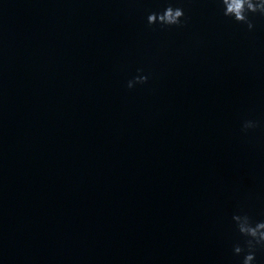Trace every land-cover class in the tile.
Returning a JSON list of instances; mask_svg holds the SVG:
<instances>
[{"label": "water", "instance_id": "water-1", "mask_svg": "<svg viewBox=\"0 0 264 264\" xmlns=\"http://www.w3.org/2000/svg\"><path fill=\"white\" fill-rule=\"evenodd\" d=\"M169 5L183 27L147 24ZM249 19L217 0H0V264H241L233 215L264 221Z\"/></svg>", "mask_w": 264, "mask_h": 264}, {"label": "clouds", "instance_id": "clouds-1", "mask_svg": "<svg viewBox=\"0 0 264 264\" xmlns=\"http://www.w3.org/2000/svg\"><path fill=\"white\" fill-rule=\"evenodd\" d=\"M222 8V15L232 19L235 23L246 24L248 30H252L253 24L249 15L259 14L264 17V0H217ZM184 10L180 7L167 6L162 12H153L147 16L149 26L158 24L161 27H183ZM147 76L138 75L127 83L131 89L134 84H145ZM254 121H245L242 131L255 128ZM232 221L236 230L244 238V246H234L235 255L243 253L241 264H253L255 253L258 248H264V221L253 222L248 215H233Z\"/></svg>", "mask_w": 264, "mask_h": 264}]
</instances>
